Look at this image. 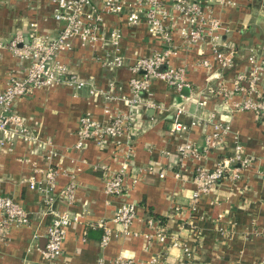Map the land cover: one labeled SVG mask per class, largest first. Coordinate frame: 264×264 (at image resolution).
<instances>
[{
  "label": "crops",
  "instance_id": "1",
  "mask_svg": "<svg viewBox=\"0 0 264 264\" xmlns=\"http://www.w3.org/2000/svg\"><path fill=\"white\" fill-rule=\"evenodd\" d=\"M96 1L101 4V0ZM202 1L212 6L223 24L222 50H236L233 68H223L210 45H205L203 52L189 49L174 32L175 49L169 63L188 68L187 85L178 90L158 80L143 93L144 101L137 108L124 102L112 104L114 110L135 113L128 143L135 153L132 176L138 182L126 199L137 205V217L127 232L114 222L121 199L105 192L104 170L94 169L102 164L118 169L114 145L100 148L88 143L84 150L77 151L76 130L88 112L95 118H105L106 96L94 95V86L107 88L114 82L118 94L131 96L130 65L168 45L150 34L146 22L135 29L124 26L121 54L126 64L115 67L105 64L107 49L102 43L82 46L75 40L74 49L59 58L90 84L81 89L60 85L37 90L18 101L16 108L58 152L55 163L61 172L55 207L68 208L80 217L67 231L61 264H152L161 254L162 264H264V118L251 110H238L236 104L241 98L234 91L237 76L250 70L247 53L251 49L263 52L264 0H232L225 5ZM105 20L113 25L121 18L108 14ZM61 28L53 18L52 0H0V40L4 42L18 34L25 42L30 41L34 31L40 36L57 37ZM204 59L212 63V69L203 65ZM19 65L5 50L0 59V89ZM260 88L264 91V80ZM177 106L183 107L180 119L189 125L185 135L172 131ZM217 123L228 130L225 144L206 153V138ZM186 142L197 147L202 156H181L179 146ZM239 143L257 163L243 171L238 181L229 172L195 201L199 170H211L218 161L232 160ZM44 150V146L19 142L13 150L0 151V193L21 203L30 219L24 225L4 224L0 212V264H47L44 250L53 217L46 211L42 190L30 187L31 178L44 180ZM72 182L77 189L70 201L60 192ZM176 207L180 209L176 211ZM150 219L167 227L181 245L190 247L191 257L171 240L163 244L154 239L157 227L148 226ZM107 226L113 230L112 238L104 245Z\"/></svg>",
  "mask_w": 264,
  "mask_h": 264
},
{
  "label": "built area",
  "instance_id": "2",
  "mask_svg": "<svg viewBox=\"0 0 264 264\" xmlns=\"http://www.w3.org/2000/svg\"><path fill=\"white\" fill-rule=\"evenodd\" d=\"M215 1L223 5L233 3L232 0ZM52 6L53 18L62 24L57 37L40 36L34 31L29 42H25L22 34L16 35L9 42L0 40V59L4 51L9 50L20 64L17 70L9 74L4 88L0 89V151L13 150L19 142L37 148L45 147L42 154L47 164L44 180L40 182L33 177L30 187L42 190L46 211L53 217L44 250L47 264H61L67 231L74 223L79 222L80 217L68 208L58 210L55 207L54 195L61 172L55 163L58 152L51 142L40 137L28 119L16 108L18 101L37 90L60 85L81 89L90 84L72 72L69 64L59 58L63 52L74 49L75 40H79L82 46L102 43L107 49L105 64L115 67H123L126 64L125 56L121 54L124 26L135 29L142 22H146L150 34L161 38L165 45H168L167 49L157 50L149 57L141 56L130 65L133 72L130 81L131 96L118 94L114 82H110L107 88L94 86L95 90L92 91L94 95L106 96L105 118H95L88 112L81 117L76 130L74 148L77 151L84 150L88 143L100 148L114 145L113 155L118 159V169H112L105 164L94 169L100 167L104 170L105 192L121 199L114 222L120 224L123 231L127 232L137 217V205L126 199L138 182V178L132 176L135 153L128 143L133 132L135 113L133 110L132 113L114 110L112 104L124 102L130 108H137L144 101L143 93L149 92L153 83L158 80L178 90L187 85L188 68L169 63L175 49L174 32L180 34L189 49L197 48L203 52L205 45H210L215 60L225 69L233 68L236 50L228 53L222 50L220 30L223 24L215 16L212 6L202 0H101V4L96 0H52ZM108 14L119 16L121 22L118 20L116 24H108L105 20V15ZM262 50L263 52L259 53L256 49H251L247 53L251 63L250 70L237 76L234 91L241 98L236 104L238 110H251L264 118V91L260 88V83L264 80V46ZM203 65L208 69L213 68L207 59L203 60ZM183 111L182 106L176 107L172 126L174 134L185 135L189 129V125L180 119ZM195 125L196 122L193 121L192 126ZM227 132V128L217 123L215 131L206 138V153L222 147ZM178 151L181 156L192 158L202 156L200 150L189 142L181 144ZM233 163L238 165L234 166ZM256 163L255 158L246 154L242 144H237L232 160L218 161L211 170L205 168L199 170L197 181L200 187L195 194V201H198L202 194L209 193L210 188L224 180L229 172L232 174L230 177L238 181L243 171ZM262 174L264 176V169ZM76 189L75 182H72L61 190L60 195L72 201ZM179 209L180 207H176V211ZM0 212L4 215V224L24 225L30 221L29 212L21 203L1 193ZM156 225L154 220L148 221V226L157 227L156 233L152 236L154 239L163 244L171 240L174 246H182L185 254L191 257L190 247L181 245L179 238L171 234L167 227ZM106 230L104 245L110 242L113 231L108 226ZM162 260L161 254L153 259L152 264H162Z\"/></svg>",
  "mask_w": 264,
  "mask_h": 264
},
{
  "label": "water",
  "instance_id": "3",
  "mask_svg": "<svg viewBox=\"0 0 264 264\" xmlns=\"http://www.w3.org/2000/svg\"><path fill=\"white\" fill-rule=\"evenodd\" d=\"M26 42H29V39H27Z\"/></svg>",
  "mask_w": 264,
  "mask_h": 264
},
{
  "label": "trees",
  "instance_id": "4",
  "mask_svg": "<svg viewBox=\"0 0 264 264\" xmlns=\"http://www.w3.org/2000/svg\"><path fill=\"white\" fill-rule=\"evenodd\" d=\"M197 1V0H196Z\"/></svg>",
  "mask_w": 264,
  "mask_h": 264
}]
</instances>
